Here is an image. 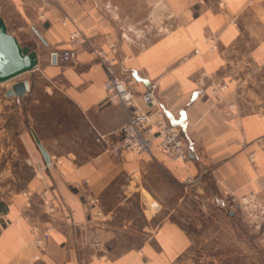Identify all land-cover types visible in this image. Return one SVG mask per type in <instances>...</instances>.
<instances>
[{
    "label": "crops",
    "instance_id": "obj_1",
    "mask_svg": "<svg viewBox=\"0 0 264 264\" xmlns=\"http://www.w3.org/2000/svg\"><path fill=\"white\" fill-rule=\"evenodd\" d=\"M141 3L165 14L151 39L130 37L114 16ZM128 6L0 0L8 32L40 50L26 94L0 97V264H221L226 252H240L237 216L223 198L228 190L264 200V0ZM32 26L46 43L35 41ZM74 29L84 37L74 60L52 62ZM208 31L218 34L215 52ZM99 50L136 94L155 89L157 107L138 102L153 120L180 127L187 160H171L155 143L138 155L104 150L98 134L118 140L128 110L107 99ZM34 108L57 110L40 120L72 121L45 136L34 128ZM33 132L50 156L43 169ZM150 199L160 209L148 215ZM51 224L38 248L32 229Z\"/></svg>",
    "mask_w": 264,
    "mask_h": 264
},
{
    "label": "built area",
    "instance_id": "obj_2",
    "mask_svg": "<svg viewBox=\"0 0 264 264\" xmlns=\"http://www.w3.org/2000/svg\"><path fill=\"white\" fill-rule=\"evenodd\" d=\"M222 4V2H220ZM67 17L61 19L63 25L67 24ZM208 49L212 52L218 50L219 37L216 32L208 31L204 36ZM68 47L60 51H52L55 54L56 61L68 62L73 61L79 46L84 42V37L74 29L68 34ZM194 52H198L197 49ZM101 58V63L107 71V78L104 81V89L107 99L110 102H120L127 110V120L120 128V138L118 140L107 139L104 135L98 134L97 140L102 142L104 150L113 156L121 153L142 154L150 153L155 143L157 148L168 158L173 161H184L188 159V149L185 144L184 137L178 125H171L163 118L153 120L150 111L144 109L138 101L147 107H157L158 98L153 87L147 88L145 91L136 94L126 83L125 79L117 74L113 68L114 62L106 57L102 50L97 52ZM221 87H225L222 85ZM219 88V87H218ZM214 91H217L214 88ZM236 125L238 122L234 121ZM252 153L249 154V157ZM49 163L40 169L48 166ZM214 169H209L213 173ZM189 179V178H187ZM78 186V185H77ZM47 190L42 191L44 202L48 204V210L53 211L54 206L48 203L46 199ZM87 199L90 197L87 195ZM93 200V199H91ZM149 207L154 212L160 209L157 201L148 202ZM223 207L232 211L236 216L240 217L245 224L253 231H262L264 227V200L259 198L256 193L250 192L244 195H235L228 190L224 191ZM53 224L43 228L35 227L32 229L35 244L38 248L44 249L46 242L50 237Z\"/></svg>",
    "mask_w": 264,
    "mask_h": 264
},
{
    "label": "rangeland",
    "instance_id": "obj_3",
    "mask_svg": "<svg viewBox=\"0 0 264 264\" xmlns=\"http://www.w3.org/2000/svg\"><path fill=\"white\" fill-rule=\"evenodd\" d=\"M112 1L114 5H119L121 0ZM125 1H127V4L129 6L132 4V2H136V0ZM141 4L138 7H135L134 4L133 10H130L127 13L122 12L121 14H114V16L117 17V19L123 20V22L125 23L124 28L128 32V35L130 37L140 38L141 40L151 39L153 38L154 33L159 31L158 29H155V26H157L156 24L158 22L165 20V14L162 12L153 13L150 11V7H148L147 3H144V6L143 4ZM161 31H164V28H161ZM32 35L34 36L33 38L35 39V41L40 43V40L36 36V34L32 33ZM19 39H21V35H19ZM19 41L23 44L29 45L32 49H35L36 53L40 51L39 48L36 47V44L32 43V39L30 40L31 42L29 40ZM34 74L36 73L31 70L6 81L0 82V97L4 98L5 90L11 87L15 82L21 80L31 81ZM45 94H43V99L47 97V95ZM33 112L37 117V120H34V128L45 136L56 133L58 129H63L64 124L66 125L67 122L72 121L39 119L40 117L46 119L49 116H57V110L55 108L52 111H45L44 109L40 110V108H34ZM0 168H3V164L1 163ZM151 201L152 200L150 199L149 203ZM145 210L146 214L148 215L154 213V210L149 207V204L146 205ZM234 227H236L237 236L240 239L241 243L240 252H226L224 260L222 261L223 263L221 264H264V240L262 238L261 231H253L238 216L235 219ZM233 247L234 246L232 241H226L227 251L232 250ZM210 256L211 254L209 255L208 261L211 263Z\"/></svg>",
    "mask_w": 264,
    "mask_h": 264
},
{
    "label": "water",
    "instance_id": "obj_4",
    "mask_svg": "<svg viewBox=\"0 0 264 264\" xmlns=\"http://www.w3.org/2000/svg\"><path fill=\"white\" fill-rule=\"evenodd\" d=\"M32 30L41 42L46 43L42 34L35 26ZM56 61L55 54L52 55V62ZM37 65V53L29 45L21 43L14 35L8 32L6 24L0 16V82L11 79L24 72L33 70ZM29 89L28 82L21 80L15 82L5 90L6 97H21ZM36 144L43 156L45 163H50V156L42 146L40 140L33 132Z\"/></svg>",
    "mask_w": 264,
    "mask_h": 264
},
{
    "label": "bare ground",
    "instance_id": "obj_5",
    "mask_svg": "<svg viewBox=\"0 0 264 264\" xmlns=\"http://www.w3.org/2000/svg\"><path fill=\"white\" fill-rule=\"evenodd\" d=\"M25 73V72H24ZM18 76V75H17ZM16 77V76H15Z\"/></svg>",
    "mask_w": 264,
    "mask_h": 264
}]
</instances>
